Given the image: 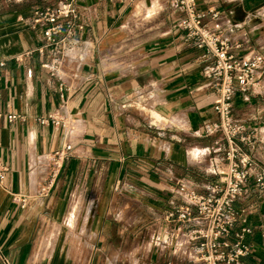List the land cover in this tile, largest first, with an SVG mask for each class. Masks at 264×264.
I'll use <instances>...</instances> for the list:
<instances>
[{"label":"crops","instance_id":"obj_1","mask_svg":"<svg viewBox=\"0 0 264 264\" xmlns=\"http://www.w3.org/2000/svg\"><path fill=\"white\" fill-rule=\"evenodd\" d=\"M59 1L0 0V113L22 116L0 117V251L12 264H111L110 252L181 264L145 242L170 229L162 215L183 203L179 184L203 192L224 166V138L202 131L216 117L203 73L210 60L185 40L169 0H74L76 17L68 25L58 20L61 62L51 70L49 23L33 19ZM197 4L241 25L231 33L241 44L237 54L264 55V0ZM259 82V92L234 94L232 115L251 136L244 151L264 173V73ZM50 113L69 116L70 125L38 120ZM67 143L53 189L37 196L44 155ZM12 193L29 196L25 207ZM88 206L77 226L89 239L75 256L68 237ZM234 206L243 212L228 239L248 228L241 240L252 247L240 264H264V188L248 180Z\"/></svg>","mask_w":264,"mask_h":264},{"label":"built area","instance_id":"obj_2","mask_svg":"<svg viewBox=\"0 0 264 264\" xmlns=\"http://www.w3.org/2000/svg\"><path fill=\"white\" fill-rule=\"evenodd\" d=\"M73 3L74 0H60L55 6L34 11V24L49 23L43 36L46 45L52 46L54 55L50 69L54 71L61 62L56 54L62 52V43L54 37L63 27L58 20L63 19L67 25L71 23L76 17ZM168 5L178 14L177 26L184 32L185 40L203 49L210 60L203 73L209 78L213 92L212 108L216 117L205 122L202 131L205 135L221 134L226 148L220 157L224 166H217L213 171L216 180L206 186L203 192L187 184H179L176 192L183 203L164 211L162 218L172 225L162 236L153 238L152 245L169 249L171 256L181 264H240L241 257L250 254L252 247L241 240L243 234L249 231L248 228H241L235 233V241L228 239L243 212L236 209L234 203L246 193L248 180L264 188V173L256 168L251 156L243 149L251 136L232 115V98L237 91L261 90L259 78L264 73V55L251 52L237 54L241 44L231 33L241 25L231 22L229 17H222L216 6L202 10L197 0H169ZM222 28L228 30L221 31ZM1 65L3 62H0ZM2 116L8 121L22 118L15 112L0 113ZM38 120L62 128L70 125L69 116L56 113ZM71 148V144L67 143L44 155L37 196L46 197L50 194ZM28 198V195L21 193L11 194V200L20 208L25 207ZM261 238L264 245V225ZM0 263L12 264L1 251Z\"/></svg>","mask_w":264,"mask_h":264},{"label":"rangeland","instance_id":"obj_3","mask_svg":"<svg viewBox=\"0 0 264 264\" xmlns=\"http://www.w3.org/2000/svg\"><path fill=\"white\" fill-rule=\"evenodd\" d=\"M264 14V12H263ZM82 211H85V214L88 213L89 211V206L85 209H79L75 218V221L73 223V230L71 235L68 237V242L70 243V246L72 248V253L75 256H78L81 254L79 248L81 247L82 244H85L88 239H89V235H88V230L85 227H81V229H78L77 223H78V216L82 215ZM90 222V220H89ZM83 230V231H82ZM146 246H148L149 244L152 245L153 244V239L148 240V242H145ZM108 257H110V260H113L114 262L111 264H131L132 262L134 263H138V264H142L140 261L138 262L134 256V252H121L120 254H117L116 252H110L108 255ZM102 259H105V257L103 256ZM140 260L143 262V264H149L148 262V257L145 255L144 257L140 258ZM150 264H155L154 262H151Z\"/></svg>","mask_w":264,"mask_h":264},{"label":"bare ground","instance_id":"obj_4","mask_svg":"<svg viewBox=\"0 0 264 264\" xmlns=\"http://www.w3.org/2000/svg\"><path fill=\"white\" fill-rule=\"evenodd\" d=\"M75 213H76V212H75ZM75 213H74V214H75ZM75 216H76V215H75ZM81 225H82V224H81ZM81 225H80V226H81ZM82 227H83V226H82ZM79 228H80V227H79ZM82 231H83V230H82Z\"/></svg>","mask_w":264,"mask_h":264}]
</instances>
